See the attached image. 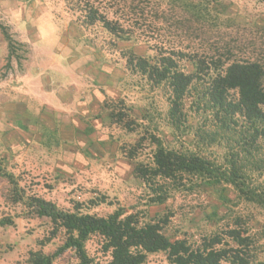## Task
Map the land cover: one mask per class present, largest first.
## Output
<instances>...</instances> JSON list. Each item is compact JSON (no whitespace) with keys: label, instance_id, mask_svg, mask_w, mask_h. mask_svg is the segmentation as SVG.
<instances>
[{"label":"rangeland","instance_id":"1","mask_svg":"<svg viewBox=\"0 0 264 264\" xmlns=\"http://www.w3.org/2000/svg\"><path fill=\"white\" fill-rule=\"evenodd\" d=\"M69 1L0 0V23L16 42L7 65L8 44L0 28V166L16 176L22 196H14L10 182L0 177V221L7 222H0V264H33L32 252L51 255L66 240L63 228L29 205L33 196L65 211L79 207L81 212L99 216H107L118 206L140 212L142 221L168 214L166 235L173 240L187 238L194 245L204 236L234 226L240 217L256 234L253 252L264 261V209L241 198L233 186L211 185L191 176L185 185L157 179L169 197L164 203H153L152 190L133 172L138 162L152 163L151 134L161 137L169 148L197 152L218 164L227 163L232 149L241 150L238 143L248 122L238 113L224 123L223 113L217 114L205 97L215 72L205 67L194 79L181 105V119L174 125L169 115L170 87L155 84L130 64L134 53L150 62L171 54L185 72L196 71L198 57L208 63L220 59L221 70L233 60L264 65V0H209L202 18L172 0H98L96 5L109 18L123 22L125 36L109 32L100 22L85 24L81 11L71 8ZM26 70L43 78L44 85L50 78V85L65 97H92L97 90L105 95L104 102L110 107L119 105L139 125L130 131L103 118L97 137L80 145V152L71 153L72 148L59 145L63 139L47 124L41 131L44 139L38 142L32 121L24 115L29 98L14 107L19 87L29 86L19 78ZM76 80L85 83L79 94L72 89ZM89 83L93 88L86 86ZM231 97L237 100L238 93L231 91ZM76 116L84 123L83 129L79 123L78 128L90 135L91 123L79 114L72 115L75 121ZM141 138L135 157L128 158L122 147ZM258 145L252 153L242 151L239 160L249 164L250 181L264 187V141L259 139ZM102 197H106L103 203L99 202ZM86 248L94 264H106L111 258L98 234L90 237ZM77 263L72 249L52 262ZM144 264L172 263L165 252H157Z\"/></svg>","mask_w":264,"mask_h":264},{"label":"trees","instance_id":"2","mask_svg":"<svg viewBox=\"0 0 264 264\" xmlns=\"http://www.w3.org/2000/svg\"><path fill=\"white\" fill-rule=\"evenodd\" d=\"M97 1L70 0L68 3L71 8L81 11L85 24L100 22L109 32L125 36L123 22L109 18L107 12L96 5ZM208 1L172 0L174 4L178 2V7L193 13L197 18H202L208 11ZM0 28L8 44L9 65V60L16 51V42L6 26L0 23ZM196 59L194 72L180 69L171 54L161 56L156 62H150L148 58L133 53L130 64L155 84L166 83L170 87L172 105L169 115L174 125H178L181 119V105L194 79L201 76L205 67L210 73L214 71L205 97L216 108L217 114L223 113L224 123H228L238 113L248 122L247 128L241 131L238 143L239 147H242L241 150L232 149L227 163L218 164L197 152L169 148L161 137L151 134L150 140L155 144L152 163L138 162L133 172L152 190L153 203H164L169 197V191L163 184L157 183V179L185 185V180L191 176L211 185L230 184L241 198L264 209L263 185L250 181L252 179L248 176L249 164H243L241 159L239 160L242 151L252 153L253 149H259V139L264 141V65L258 61L233 60L221 70L224 64L220 59L209 63L201 57ZM231 91L238 93L237 100L231 97ZM103 108L107 109L110 121L123 124L130 131H134L139 125V122L119 105L110 107L104 102ZM142 139L144 138L128 148L122 147L128 158L135 157ZM1 176H5L12 185L14 196H20L16 176L0 166ZM224 200L229 201L226 197ZM105 201L106 197L99 200L102 203ZM28 203L38 215L49 217L56 227H61L66 232L64 244L53 254L32 252L33 264H52L54 258L68 249L75 251L77 264H94V259L87 251L86 242L95 234L103 238V250L111 256L106 264H144L150 254L157 252H165L172 264H264L253 252L254 245L258 242L256 234L252 233L251 228L243 225L240 217L234 226L204 236L200 244L194 245L187 238L173 240L166 235L164 230L169 223L168 214L157 220L142 221L140 212L128 211L122 206H118L107 216H99L81 212L77 210L79 207L75 211H65L42 197H30ZM0 222L7 223L5 220Z\"/></svg>","mask_w":264,"mask_h":264},{"label":"crops","instance_id":"3","mask_svg":"<svg viewBox=\"0 0 264 264\" xmlns=\"http://www.w3.org/2000/svg\"><path fill=\"white\" fill-rule=\"evenodd\" d=\"M64 72L67 73L66 70ZM19 78L23 81L27 80L29 86L24 85L23 87H19L18 98L13 94L15 97L13 99H18L14 107H17V104L20 105L22 99L29 98L30 104L24 108V115L28 116L29 120L32 121L31 125L34 126L35 139L38 142H42V139H44V134L41 131L46 128L45 124H47L53 129L54 133H58L59 138L63 139V142H60V140L58 141L59 145L64 143V146L72 148L69 150H72L71 153L74 151L76 152V150L80 152V145L89 144L92 141L90 137L93 139L97 137L96 133L98 129L102 127L101 122L103 118L107 117L108 119V114L103 108L105 95L97 90H93L92 97L86 94L85 98H79V100L77 96H74L75 94L68 97H65L61 93L59 94L56 87L53 88L50 85L51 82L48 77L44 81L45 85L43 84V78H37V75H33L32 72L28 70L20 75ZM84 85L85 83L82 85V82L79 80L74 81L72 84L73 92L76 91L79 94ZM86 86L88 88H93L90 83ZM78 88L81 90L77 91ZM21 91H23L26 96L23 97ZM62 91L65 92L66 88L63 87ZM28 112H32L33 116ZM75 114L85 117V121H88V125L91 123L92 129L90 135H86L85 131L78 128L79 118L76 116L77 120L75 121L72 117V115ZM36 117L38 118L37 120H35ZM79 124H81V128L83 129L84 123ZM99 142L97 141L96 144H100ZM25 146L27 145H24V147ZM16 152L17 154L19 153L18 151Z\"/></svg>","mask_w":264,"mask_h":264}]
</instances>
